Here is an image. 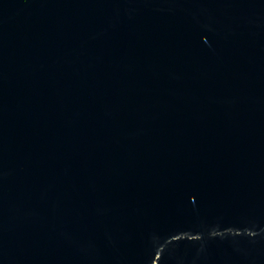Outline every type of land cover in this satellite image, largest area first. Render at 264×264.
<instances>
[{
	"label": "water",
	"instance_id": "95a60500",
	"mask_svg": "<svg viewBox=\"0 0 264 264\" xmlns=\"http://www.w3.org/2000/svg\"><path fill=\"white\" fill-rule=\"evenodd\" d=\"M0 264H264V0H0Z\"/></svg>",
	"mask_w": 264,
	"mask_h": 264
}]
</instances>
